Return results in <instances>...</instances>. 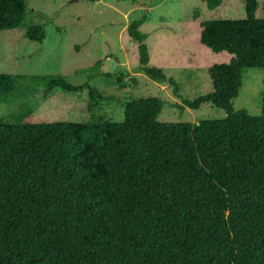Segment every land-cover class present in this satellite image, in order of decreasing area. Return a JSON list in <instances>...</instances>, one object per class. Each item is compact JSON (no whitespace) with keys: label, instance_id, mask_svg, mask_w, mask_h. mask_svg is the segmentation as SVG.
Returning a JSON list of instances; mask_svg holds the SVG:
<instances>
[{"label":"trees","instance_id":"trees-1","mask_svg":"<svg viewBox=\"0 0 264 264\" xmlns=\"http://www.w3.org/2000/svg\"><path fill=\"white\" fill-rule=\"evenodd\" d=\"M213 10L225 0H202ZM254 19L260 0H242ZM22 0H0V31L23 25ZM146 17L133 19L138 72L149 66ZM25 36L43 42L41 24ZM229 51L217 45L216 53ZM18 74H0V104L19 96ZM238 95L241 75L236 78ZM79 91L61 78L44 89ZM93 88V87H91ZM221 119L160 122L159 97L125 103L121 121L0 125V264H264V96L260 114L216 93Z\"/></svg>","mask_w":264,"mask_h":264},{"label":"rangeland","instance_id":"rangeland-1","mask_svg":"<svg viewBox=\"0 0 264 264\" xmlns=\"http://www.w3.org/2000/svg\"><path fill=\"white\" fill-rule=\"evenodd\" d=\"M28 12L22 26L0 31V74H18L19 98L0 104V125L121 121L125 103L159 97L165 101L160 122L198 123L221 119L226 110L212 103L184 105L216 93L236 110L260 114L264 96V0L248 19L242 0H225L209 9L202 0H22ZM146 17L149 66L164 70L177 83L138 72L139 44L128 33L133 19ZM41 24L39 43L25 34ZM217 45L229 51L216 53ZM238 73L241 84L234 94ZM64 79L79 91L54 89ZM93 87V88H91Z\"/></svg>","mask_w":264,"mask_h":264}]
</instances>
